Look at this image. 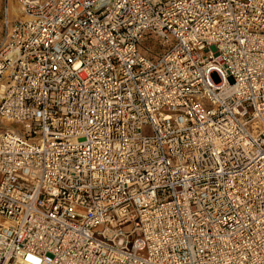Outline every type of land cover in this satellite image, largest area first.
Segmentation results:
<instances>
[{"label": "built area", "instance_id": "1", "mask_svg": "<svg viewBox=\"0 0 264 264\" xmlns=\"http://www.w3.org/2000/svg\"><path fill=\"white\" fill-rule=\"evenodd\" d=\"M16 3L0 264H264V0Z\"/></svg>", "mask_w": 264, "mask_h": 264}, {"label": "rangeland", "instance_id": "2", "mask_svg": "<svg viewBox=\"0 0 264 264\" xmlns=\"http://www.w3.org/2000/svg\"><path fill=\"white\" fill-rule=\"evenodd\" d=\"M20 11L18 9L16 0H0V48L8 39L9 26L6 21L14 22L20 18ZM151 50L154 46L150 45ZM6 73L4 77L0 78V84L5 83Z\"/></svg>", "mask_w": 264, "mask_h": 264}, {"label": "trees", "instance_id": "3", "mask_svg": "<svg viewBox=\"0 0 264 264\" xmlns=\"http://www.w3.org/2000/svg\"><path fill=\"white\" fill-rule=\"evenodd\" d=\"M152 43H154V42L150 40V44H152ZM153 46H154V49L152 50V51H153V53H156L157 51H159V50H158V47H157V45H156V44H155V45H153Z\"/></svg>", "mask_w": 264, "mask_h": 264}, {"label": "bare ground", "instance_id": "4", "mask_svg": "<svg viewBox=\"0 0 264 264\" xmlns=\"http://www.w3.org/2000/svg\"><path fill=\"white\" fill-rule=\"evenodd\" d=\"M12 57V53L9 54V57L8 58H11Z\"/></svg>", "mask_w": 264, "mask_h": 264}]
</instances>
